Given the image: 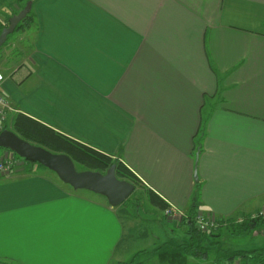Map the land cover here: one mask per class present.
Here are the masks:
<instances>
[{"label":"crops","instance_id":"crops-1","mask_svg":"<svg viewBox=\"0 0 264 264\" xmlns=\"http://www.w3.org/2000/svg\"><path fill=\"white\" fill-rule=\"evenodd\" d=\"M32 9L18 31L30 51L20 46L19 63L1 68L7 128L20 112L117 158L142 193L186 215L194 202L195 214L225 223L264 208V0H35ZM52 173L0 176V264L126 262V241L138 237L130 214ZM156 216L173 239L186 227ZM192 259L175 264H201Z\"/></svg>","mask_w":264,"mask_h":264},{"label":"trees","instance_id":"trees-1","mask_svg":"<svg viewBox=\"0 0 264 264\" xmlns=\"http://www.w3.org/2000/svg\"><path fill=\"white\" fill-rule=\"evenodd\" d=\"M31 1L34 2L35 0ZM25 4L26 2L24 5ZM24 5H22V7ZM16 12L6 16L5 21L0 22V31L8 24V18ZM32 23L33 15L30 11L26 17L17 24L13 33L31 26ZM10 129L19 137L32 144L42 146L51 152L67 154L73 160L75 166L81 165L83 167L82 170L90 169L105 172L110 165L115 164V174L119 179H125L132 182L135 185V189L141 187L139 178L117 158H113L68 137L23 113L18 112L14 115ZM3 149V151L9 152L19 159L21 161L20 168L26 172L31 171L34 166L46 168L37 162H31L18 156L10 149ZM17 168L19 167L17 166ZM15 169L16 167L11 170L10 174L13 173ZM145 195L148 202L157 210L164 211V209L168 207V203L155 192L146 190ZM129 199L130 197L117 207L120 215L124 216L130 214V208L133 206V203ZM127 203L128 205H126ZM196 206V202L192 203L191 212L180 220L181 224H186V230L182 240L172 238L164 244L158 245L151 251L144 249L140 250L137 254L142 252L146 254L149 253L148 256L156 257L162 262H165L170 257L173 258L172 262L174 264L177 261L180 262L179 260L185 261L188 257H191L194 261L202 264L208 262L211 255H213V258L208 264H264V245L249 250H233L224 248L221 242L217 239L220 237L224 229H227L231 234L235 235L252 234L261 231L264 228V217L246 216L241 221H238V219H228L226 220V223L224 220H220V224L216 229L207 232H199L194 225ZM130 216L132 217L131 214ZM145 260H130L128 262H117L116 264H148Z\"/></svg>","mask_w":264,"mask_h":264},{"label":"rangeland","instance_id":"rangeland-1","mask_svg":"<svg viewBox=\"0 0 264 264\" xmlns=\"http://www.w3.org/2000/svg\"><path fill=\"white\" fill-rule=\"evenodd\" d=\"M27 1L29 0H0L1 20L5 21L6 16L10 15L13 12L18 11L19 10L18 7L21 8L22 5H24V3ZM18 3L20 5L14 6ZM32 12L33 9L31 10V14ZM24 33L29 35L28 31ZM22 39L23 37L19 32L9 34L7 41L0 47V69L1 68L3 69V67L5 66L4 64L6 63L7 65H13L14 63H19L18 61L20 60V56L18 54V49L20 48V46H22V43H24ZM22 50L26 51V54L30 51L29 47L26 48L24 46H22ZM4 60H6V63L4 62ZM3 150H4L3 148H0V153L4 152ZM76 168L77 170L83 169L81 165H76ZM43 169L49 170L47 168L46 169L43 168ZM129 197H130L129 200H131V202L133 203V206L132 207L130 206L131 207L130 214L132 215V218H130L129 223L127 222L128 228H131V230L129 231L130 234L129 238L132 237L133 234L138 235V237L134 241L132 240L126 241L128 246H126L127 249L124 252L123 260L128 262L130 260L144 261L146 259L145 261H147L148 264H159L158 259L156 257L148 256L149 253L147 254L144 252L139 254L137 253L140 250H144V249L151 251L158 245L164 244L166 241L172 239L171 236L165 231V228H163L162 225L160 226L159 224L160 221L158 219H154V214L155 217H157L156 213L160 211L154 208V206L148 202L146 195L142 193L139 190V188L134 190ZM126 205H128V203ZM170 223H172V225L177 224V222H174L175 223L174 224L171 221ZM131 224H134L136 227H131ZM185 230L186 227L184 226H182L181 229L177 230V232L173 234L174 239L182 240ZM139 232L143 233L144 235L140 236ZM219 241L221 242L224 248L246 249V250L253 249L264 245V229H262L260 233L254 232L252 234H243L239 236L226 235L225 237L223 235ZM135 252L136 255L134 254ZM212 258L213 255L209 257L208 262H210ZM187 259L189 260L192 258L188 257Z\"/></svg>","mask_w":264,"mask_h":264},{"label":"water","instance_id":"water-1","mask_svg":"<svg viewBox=\"0 0 264 264\" xmlns=\"http://www.w3.org/2000/svg\"><path fill=\"white\" fill-rule=\"evenodd\" d=\"M31 7L32 1L29 0L17 13L8 18V24L0 31V47L7 41L8 35L14 32L17 24L30 12ZM0 148L10 149L28 161L41 164L75 190L85 189L103 195L113 207L119 206L135 190L132 182L116 176L115 164L110 165L105 172L77 170L67 154L51 152L42 146L32 144L11 129L0 131ZM194 179L197 180L196 172Z\"/></svg>","mask_w":264,"mask_h":264},{"label":"built area","instance_id":"built-area-1","mask_svg":"<svg viewBox=\"0 0 264 264\" xmlns=\"http://www.w3.org/2000/svg\"><path fill=\"white\" fill-rule=\"evenodd\" d=\"M0 22H3L1 18H0ZM4 79L5 76L2 70L0 69V131L7 128L9 114L13 111V107L10 104V101L5 96L1 88ZM20 164L21 161L16 156H14L9 152L4 151V154H0V176L9 175L11 170L14 167L16 168L17 166L19 167ZM164 215L169 219L176 221L178 220L180 221L181 218L186 216L181 210H177L171 204H168V207L164 209ZM258 216L264 217V208L259 210V212L254 213L250 217H258ZM241 220L242 219H238V221ZM219 224H220L219 221L213 215L204 214L202 212H197L194 215V225L199 232H207L209 230L216 229L219 226Z\"/></svg>","mask_w":264,"mask_h":264}]
</instances>
